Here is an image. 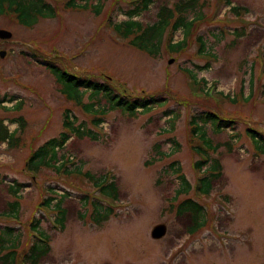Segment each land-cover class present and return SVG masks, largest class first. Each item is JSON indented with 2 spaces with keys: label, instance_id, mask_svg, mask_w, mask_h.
<instances>
[{
  "label": "rangeland",
  "instance_id": "374dc122",
  "mask_svg": "<svg viewBox=\"0 0 264 264\" xmlns=\"http://www.w3.org/2000/svg\"><path fill=\"white\" fill-rule=\"evenodd\" d=\"M43 1L54 16L38 18L32 28L0 16V29L11 33L0 39V99L12 100L0 104V121L14 132L13 141L0 142V264L11 256L10 264H25L37 221L49 237L37 264H264V0H201L202 21L187 36L173 35L172 43L184 38V49L168 51L166 30L154 56L113 29L126 20L129 0H76L80 10L69 0ZM180 2L156 1L134 20L144 29L158 20L161 6L171 10ZM46 62L156 101L130 114L85 91L83 106L93 105L85 109L60 93ZM208 112L232 123L205 126L208 158L218 160L222 174L202 195L197 179L210 161L194 168L203 158L196 148L205 147L188 122ZM65 113L87 134L72 132L51 167L28 171L33 151L69 131ZM86 173L113 180L117 200L97 191ZM56 200L65 211L63 227L55 223ZM186 200L203 208L205 223L194 234L189 215L178 211ZM13 203L16 219L4 213ZM93 204L108 211L106 219L94 221ZM159 224L165 234L153 239Z\"/></svg>",
  "mask_w": 264,
  "mask_h": 264
},
{
  "label": "trees",
  "instance_id": "16d2710c",
  "mask_svg": "<svg viewBox=\"0 0 264 264\" xmlns=\"http://www.w3.org/2000/svg\"><path fill=\"white\" fill-rule=\"evenodd\" d=\"M76 0H69L67 6L71 9H84V6L78 5ZM156 1L160 0H129L130 7L128 11L124 14L126 20L120 24H115L113 29L116 34L121 38L127 40V43L146 53L147 55L154 56L162 42V36L166 30H169V36L166 40L167 49L169 52H180L184 49V38L177 43H172L173 35L179 30L183 32V37L189 34V31L192 27L198 22L202 21V14L197 11L198 5H200L201 0H182V2L177 3L170 10L166 6H161L159 8V18L151 26H148L142 29V24L136 20L135 17H139L140 14L144 11H147L148 8L154 4ZM99 9H96V12ZM233 11L238 12L237 8H233ZM8 16L16 24L32 28L36 24L38 18H53L54 14L52 8L49 4L45 3L43 0H0V16ZM191 16V17H190ZM201 42V40H199ZM204 43L201 42L199 45L198 53H204ZM208 54V53H207ZM209 55V54H208ZM48 71L51 73L55 82L59 85L60 93L68 100L74 102L78 106H83L82 97L85 91H90L91 97L100 96L107 103L108 106L113 110L115 107H120L122 110L134 114L138 108L143 110L148 109L150 105L154 104L155 97L150 95L137 94L135 96H126L118 92V90L109 82L101 83L98 80H92L89 78H82L78 75H74L62 68L52 65L49 62H46ZM208 67L206 64L203 68ZM263 72H264V54H263ZM190 79L195 81L196 78L190 71H186ZM196 82V81H195ZM117 92V93H116ZM143 94V92H142ZM223 95V94H221ZM206 96V97H205ZM227 96V94H226ZM204 97L207 98V95L204 94ZM225 98V95H224ZM6 101H12L11 99L7 100L5 97L0 99V104ZM156 101V100H155ZM85 109L93 108L92 104L88 106H83ZM192 116V115H191ZM70 116L65 113L64 115V128H70L69 131H64L61 133L59 138H52L40 146L36 151H33L26 161V168L31 172H38L42 167H51L52 162H55L56 159V150L61 148L63 144L68 140L72 132L76 134H87L83 132V129L80 127H73L72 122L69 120ZM23 126V122L20 118L15 120ZM101 122L100 118L94 120V124L98 125ZM230 120L224 119L221 120L215 113L208 112L199 115H193L189 119V128L190 134L193 137H199L202 142V145L205 147L196 148V151L203 153L204 159L195 162L194 168L197 171H200L203 165H205L210 158H208V150L211 149L209 139H206L205 135V126L207 124H212L215 130H218L222 125H230ZM251 131V130H249ZM14 132L9 133L7 127H5L0 121V142L6 140V136H9L8 142L13 141ZM91 134V132L89 131ZM253 131L251 134L253 135ZM257 143V142H256ZM59 167V166H58ZM56 167L55 169H58ZM63 167V166H62ZM222 174V168L218 160H211L209 169L206 173L197 179V191L202 195H208L211 189L212 180L215 178L218 179ZM87 178L92 182L93 186L99 191L103 196L117 200L116 199V190L117 187L113 180H107L105 176L101 178L95 177L86 173ZM112 179V178H111ZM183 186H187V182L184 176H180ZM10 192H12V186H9ZM15 192H17L15 190ZM180 192V191H178ZM13 193V192H12ZM54 199L52 197L46 198L43 203L50 204ZM61 201V200H60ZM56 200L55 203V212L56 218L55 223L60 227H63L65 211L61 208V202ZM94 205V221L100 222L102 219H106L108 216V211H102ZM202 206H199L196 202L192 200H186L178 206V211L180 214H188L192 222V227H190V233H195L200 229L205 220L203 218ZM110 211V209H109ZM4 213L7 216L12 218H17V203L11 204V208L6 210ZM39 222H35L32 225V230H37L39 233L40 240H33L30 251L25 256L24 260L26 264H37L38 260L48 252V240L49 237L47 234L38 229ZM8 241V240H7ZM9 241V249H14V246ZM16 244V242H15ZM13 255L12 252H10ZM8 256V255H7ZM12 257L9 261L4 259L2 264H10Z\"/></svg>",
  "mask_w": 264,
  "mask_h": 264
},
{
  "label": "water",
  "instance_id": "95a60500",
  "mask_svg": "<svg viewBox=\"0 0 264 264\" xmlns=\"http://www.w3.org/2000/svg\"><path fill=\"white\" fill-rule=\"evenodd\" d=\"M11 37V33L6 31V30H1L0 29V39L2 40H7ZM5 55L4 51L0 52V57L2 58ZM173 60H169L168 63H172ZM166 227L163 224H159L155 226L152 231H151V237L153 239H160L164 234H165Z\"/></svg>",
  "mask_w": 264,
  "mask_h": 264
}]
</instances>
